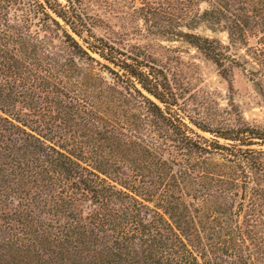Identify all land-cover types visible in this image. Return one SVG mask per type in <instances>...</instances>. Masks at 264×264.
I'll use <instances>...</instances> for the list:
<instances>
[{
    "label": "rangeland",
    "instance_id": "374dc122",
    "mask_svg": "<svg viewBox=\"0 0 264 264\" xmlns=\"http://www.w3.org/2000/svg\"><path fill=\"white\" fill-rule=\"evenodd\" d=\"M31 3L0 0V87L13 86L9 117L24 121L27 132L85 167L111 171L115 159L120 167L110 178L118 182L141 172L143 182L138 177L134 185L157 188L147 202L151 209L159 207L166 189L181 197L196 217L195 226L212 236L200 243L215 250L211 264H264V138L245 145L222 137L243 128L264 137V0L76 1L82 38H102L159 69L174 96L172 104L166 109L141 92L207 150L186 147L179 134L150 115L130 81L110 71L122 74L118 68L94 53H89L93 59L75 54L64 42L63 30L70 32L64 22L51 13L60 27L43 15L34 19L27 11ZM187 33L214 39L237 64L225 63L224 77L187 41ZM23 104L34 107L26 110ZM215 142L224 149H213ZM161 159L177 166L166 165L158 176ZM179 165L195 179L167 178ZM207 172L212 180L204 176ZM232 247L240 249L238 257ZM10 253L0 251L2 262L19 264L21 259ZM33 260L46 264L47 257Z\"/></svg>",
    "mask_w": 264,
    "mask_h": 264
},
{
    "label": "trees",
    "instance_id": "16d2710c",
    "mask_svg": "<svg viewBox=\"0 0 264 264\" xmlns=\"http://www.w3.org/2000/svg\"><path fill=\"white\" fill-rule=\"evenodd\" d=\"M31 1L27 11L34 19L42 20L40 15H43L60 27L59 22L50 16L51 13L64 22L70 31L63 30L64 42L75 49V54L91 59L89 53H94L118 68L122 74L110 71L118 78L125 76L126 81H130L133 91L143 99L150 115L171 129L173 135L179 134L186 147L207 150L182 133L167 115L168 110L162 109L156 102L168 109L174 99L167 79L159 69L118 50L102 38L91 35L92 40L82 38L83 23L75 9L77 0H66L67 5L57 0ZM71 33L82 38L87 48L83 49ZM183 35L214 62L224 77L227 75L225 63L237 64L214 39L189 33ZM12 89L13 86L0 87L1 252L7 249L11 256H18L21 259L19 264H34L33 259L38 261L44 256L47 257L46 264L212 263L211 255L216 257L215 250L212 246L200 244L203 243V236L211 234L195 226L196 217L181 197L170 196V190L166 189L156 205L159 207L151 209L147 202L152 201L157 188L153 185L151 190L147 186L136 187L134 182L138 177L143 182L141 172L134 173L132 170L134 174L119 178L118 182V178H110L115 177L120 167L115 159V167L111 171L101 166L85 167L70 153L27 132L24 121L8 115L14 109V103L10 102L14 99L11 97ZM31 105L23 104V107L29 110L34 107ZM222 137L245 145L252 144L254 139L264 138L250 128L222 134ZM210 146L215 150L224 149L218 142ZM162 160L160 171L155 170L158 176H163L164 167L168 165L166 160ZM169 174L167 178L173 181L180 179L182 183L192 176L181 165L175 172L169 170ZM204 176L212 180L210 172L204 173ZM192 179L195 178L192 176ZM160 207L162 212L158 210ZM230 251L238 257L240 249L232 247ZM0 264L5 262L0 259Z\"/></svg>",
    "mask_w": 264,
    "mask_h": 264
}]
</instances>
